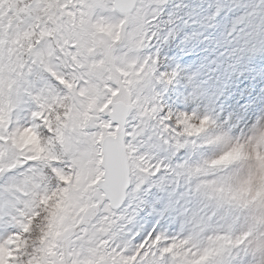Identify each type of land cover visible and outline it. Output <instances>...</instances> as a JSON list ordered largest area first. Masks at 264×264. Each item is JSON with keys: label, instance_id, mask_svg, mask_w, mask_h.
I'll list each match as a JSON object with an SVG mask.
<instances>
[{"label": "snow or ice", "instance_id": "6c2138e0", "mask_svg": "<svg viewBox=\"0 0 264 264\" xmlns=\"http://www.w3.org/2000/svg\"><path fill=\"white\" fill-rule=\"evenodd\" d=\"M0 264H264V0H0Z\"/></svg>", "mask_w": 264, "mask_h": 264}]
</instances>
